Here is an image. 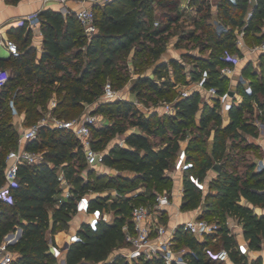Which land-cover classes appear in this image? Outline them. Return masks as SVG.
I'll use <instances>...</instances> for the list:
<instances>
[{
	"label": "trees",
	"instance_id": "obj_1",
	"mask_svg": "<svg viewBox=\"0 0 264 264\" xmlns=\"http://www.w3.org/2000/svg\"><path fill=\"white\" fill-rule=\"evenodd\" d=\"M9 1L16 3L19 0ZM152 1L111 0L105 4H94L98 30L91 37L86 35L84 26L74 13H64L52 7L43 8L39 11L44 37L42 55L37 57L36 49L31 44L32 29L27 28L25 22L19 27L16 39L21 54L8 58L0 57V67L10 66L12 70L10 80L0 90V182L5 179L8 151L17 146L19 137L14 123L12 99L18 112L25 115L26 125L37 122L45 115L44 110L48 108L55 93L57 106L54 107L53 113L60 117L65 112L80 110L85 103L100 100L95 113L117 114L122 119H129L133 126L138 127L137 130L126 134L127 145L118 144L110 150H105V146L115 134L126 131L123 125L125 122H111L106 118L103 124L93 126V146L105 152L106 165L116 168L118 174L95 176L91 172L88 178L82 170L89 165L81 141L74 131L48 125L41 127L39 137L30 141L27 147L42 152V160L36 164H21L17 182L12 186L13 201H0V246L10 231L18 226L23 229L21 238L8 246L16 252L13 264H58V259L49 251L50 240L56 232L67 228L76 214L75 197L90 191L102 192L109 188L116 190L117 195H97L91 199V205L93 208L111 210L114 219L100 221L97 229L84 224L80 229L83 239L73 242L65 253L67 264H165L159 258H140L130 262L123 253L111 259V254L127 246L123 227L126 223H131L133 205L152 200L158 190L171 188L173 177L167 173V169L174 166L181 147L180 138L185 129L189 125L197 124V113L201 108L200 90L179 97L177 84L186 81L187 66L182 59L172 57L159 61L154 67V75H141L134 80L132 90L137 92L140 101L148 99L158 102L161 98L163 101L175 100V115L162 114L159 109L146 114L139 103L126 98L101 100L104 85L108 81L101 58L109 53L111 47L125 48L147 38L157 45L149 48L155 56H159L166 49L164 35L170 31L172 23L179 21L180 16L167 14L165 23L143 28ZM194 1L205 5L207 0ZM252 5L250 0L218 2L219 14L231 24V27L222 31V38L219 39L226 50H238L237 28L246 26L244 38L245 41L250 40L254 19L264 17V0H256L253 7ZM249 11L251 15L247 20ZM210 31L217 35L212 29ZM183 56L195 60L199 68H204L207 63L218 59L214 51L209 57L194 54L189 50L184 52ZM260 58L262 74L259 78H252L251 85L252 97L264 111V53ZM224 78L211 75L206 84L217 86L222 94ZM113 79L110 80L118 88ZM144 85L148 87L149 92H143ZM220 106L219 97L214 99V104L205 103L200 122L197 124L199 128L205 129L215 120L218 123L216 135L224 142L232 131L238 134V129L258 135L256 124L248 120L222 125ZM155 139H160L161 144L154 141ZM187 149L190 159L195 163L192 171L205 179V173L213 165L209 154L197 153L198 147L192 143L188 144ZM204 158L208 161L203 160ZM234 161L233 152H229L220 162L218 175L210 181L212 188L208 191L199 189L187 177L184 180L183 209L196 208L205 198L206 204L201 216L211 220L217 219L220 224L218 233L207 235L204 241H199L188 231L179 230L178 246L191 247L195 252L189 253L193 264H225L226 261L217 260L206 251L218 235L222 238L221 246L230 250L233 261L238 264H264L262 256L250 258L239 252L236 247L237 237L230 233L227 224L228 216L237 217L243 224L244 235L249 240L250 248H261L264 243V213L256 212L251 204L264 207V169L256 170L254 163L244 174L234 173L228 170ZM60 168L71 181L74 196L57 205L56 197L61 191L58 180ZM125 169L133 172V176L123 174L122 170ZM142 185L152 189L132 196L127 195ZM231 187L238 188L248 203L229 198L227 191Z\"/></svg>",
	"mask_w": 264,
	"mask_h": 264
},
{
	"label": "rangeland",
	"instance_id": "obj_2",
	"mask_svg": "<svg viewBox=\"0 0 264 264\" xmlns=\"http://www.w3.org/2000/svg\"><path fill=\"white\" fill-rule=\"evenodd\" d=\"M219 1L220 0H207L205 5H200L194 0H153L148 7V12L145 17L146 22L142 25L143 28H152L153 26H158V24L165 23L168 18L167 14H179L180 16L179 21L172 23L170 31L166 32L164 35L166 49L159 56H155L149 48L157 45L153 41L143 38L141 41H136L125 48L114 49L115 47H111V51L109 50V53H106L101 58L103 60V67L106 70V81L114 78L115 85L121 93H124V95L130 93V96H136L137 101H140L137 92L132 90V83L134 80L141 75H154L155 65L161 60H169L172 57L182 59L187 66V79L177 84L178 93L180 94L182 90H187L190 94L192 91L200 90V110L204 108L205 103H207L206 100L209 97L206 89L209 85L205 83L208 77L211 75L222 76L223 78L226 77L223 80V94L225 97L220 99L221 106L219 107L222 116V125L248 120L256 124L258 135L249 134L242 129H238V134L232 131L224 142L216 135L218 123H216L215 120H212L205 129L199 128L197 125L199 123L198 121H196L197 124L189 125L185 129V133L180 138V146L192 143L198 147L197 153L209 154L210 161L213 162V165L205 173V179L208 181L207 191L212 188L210 181L215 179L218 175L214 165L217 162H222L229 152H233L235 161L231 163L228 170L239 174H244L250 166L264 156V111L259 108L257 101L252 97V92L247 91L246 85L238 79V76H223L221 70L227 65L234 66L238 64L239 67L242 66L241 71H244V75L249 81H251L252 78H259L261 76L263 70L262 61L259 60L261 55L258 54V52L251 53L250 48L256 47L264 39V17H256V19H254L253 29L250 31V40H247L248 42L246 41L247 44L245 46H240L237 42L238 50L230 52L226 50L219 41V39L222 38V31L231 27L230 22L226 21L218 12ZM250 15L251 11L246 15L247 20ZM245 28L246 26L236 29V41L239 38V32ZM210 29L215 31L217 35L215 36V33L211 32ZM188 50L204 57H209L211 52L214 51L218 55V59L214 62L207 63V66L204 68H199L195 60L183 56V53ZM6 67L11 70L10 66ZM142 88L143 92H149L146 85ZM260 97L263 98L262 96ZM52 99H56L55 93L52 95L51 100ZM99 101L85 103L80 110L74 109L69 113L65 112L62 117L66 119L82 118L88 112L97 110ZM165 101L166 100L163 101L162 98L159 99L158 102L143 99L139 104L146 114H148L155 109H159L160 111ZM212 102L214 104V101ZM49 111L50 106L48 105V108L44 110V114H47ZM100 115L103 116V120L108 118L111 122L122 120L125 122L123 125L126 127L125 132H119L111 138L109 143L105 146V150H110V148L117 146L127 133L138 129V127L133 126V124L129 122V119H122L117 114L106 113ZM17 119H20V117L14 116V121ZM154 141L161 144L160 139H155ZM203 160L208 161V159L205 158ZM82 172L85 174L86 178H88L91 172L95 176L104 174L116 176V174H118V170L109 165L87 166ZM122 173L133 176V172L130 170H122ZM174 186L175 180L173 178L171 188L167 189L172 190ZM140 188H142V190L152 189L143 185L140 186ZM227 192L229 198L240 199L241 202L248 203L247 199L241 195L238 188L231 187ZM90 194L95 196L96 192L90 191ZM101 194L114 197L116 195V190L113 188L105 189ZM205 204L206 199L203 198L196 208L185 210H188L187 214L193 215V213L197 212L196 209L198 207L203 208ZM251 205L254 206V210L258 213L264 211L262 205ZM185 210H182L180 216L186 214ZM80 219L81 216L75 214L66 229L71 231V229L74 228L72 223ZM227 220L231 232L237 234L236 231L240 229L239 219L235 216H228ZM221 245L222 238L218 235L214 243L210 244L207 249H210L213 253H217ZM119 253H121L120 249L112 252L111 259ZM209 254L210 252H208V255ZM253 254H258V256H262L264 259V243L261 248H254L252 256ZM58 264H61V262L58 261ZM225 264L238 263L232 261L230 263L225 262Z\"/></svg>",
	"mask_w": 264,
	"mask_h": 264
},
{
	"label": "built area",
	"instance_id": "obj_3",
	"mask_svg": "<svg viewBox=\"0 0 264 264\" xmlns=\"http://www.w3.org/2000/svg\"><path fill=\"white\" fill-rule=\"evenodd\" d=\"M45 1L50 2L54 0ZM56 1L65 5V13L72 12L76 15L84 26L86 35L91 37L98 30L95 20V11L93 8L94 4H105L111 0H72V5H68V1L70 0ZM250 1L253 2V0ZM25 22H27V26L34 31L32 34L31 44L36 49L37 57H40L44 51V37L39 11L32 12L19 20L20 25ZM35 29H37V31H35ZM244 34L245 29H242L238 34L239 38L237 42L240 46H245L247 44ZM0 44L5 45L11 55L18 56L21 54L18 41L10 34L8 35L0 32ZM250 49L252 51L264 53V40L256 47H251ZM221 70L223 75H237L238 79L246 85L247 91L253 92L251 81H249L242 71L236 67V64L234 66L227 65ZM10 78V70L6 67H0V90L6 86ZM206 89L209 95L206 100L207 103H213L212 101H214L216 97H219L220 99L225 97L223 93L221 94L219 92V88L215 85H211ZM188 94L189 92L187 90H182L179 97H185ZM121 98H124L121 91L113 85L111 80H108L104 85V92L101 96V100L112 101ZM134 102L140 103L139 101ZM175 103V100H166L164 104H162V108L159 112L162 114L175 115L177 112ZM11 106L13 108L14 116L20 117L19 120L14 121L19 131V137L17 146L11 148L6 156L7 166L5 169V179L4 182H0V201L7 203H11L13 201L12 186H14L17 182L18 170L21 164H36L42 160V152L32 150L28 148L27 145L30 141L39 137L40 129L43 125H48L53 128L62 127L72 129L81 141L88 165H106L105 152L93 146L92 128L93 126H98L105 122V120H103V116L99 113L90 111L82 118L66 119L53 113L54 107L57 106V99H52L49 103L50 111L42 116L37 122L31 125H26L25 115L18 112L13 99L11 100ZM120 145H126V136L123 137ZM187 147L188 145L180 147L174 166L167 169V173L175 180L174 188L172 190H158L152 200L133 205L131 210V223H126L123 227L127 246L124 247L122 253L128 261L133 262L135 260H140V258H159L162 259L165 264H193L189 253L195 254V252L191 249V247L189 245L178 246L177 234L179 230L188 231L194 234L199 241H204L209 234L218 233L220 225L219 222L217 220L202 217L201 214L203 210L200 214L188 217L184 220H176L173 223H168L165 220L171 206L177 207V211L175 213H180L184 210L182 204L185 194L184 180L186 177L199 189L203 191H207L208 189V181L206 179H202L197 173L192 171L195 163L190 159ZM262 169H264V157L260 158L256 162V170ZM217 172H219V170H217ZM58 180L61 191L58 193L56 201L57 205H60L67 198L74 196V191L71 181L66 176V173L62 168L58 171ZM141 191L144 190L139 187L136 190L127 193V195H136ZM100 194L101 192H96L95 196ZM95 196H92L89 192L76 196V214L84 213L87 215V219L71 229V231L66 228L59 230L55 233L54 237L51 238L49 251L58 259L59 262H61V264H67L65 253L71 244L83 239L80 229L83 228L84 224L93 229H97L100 221H112L114 219V215L111 210L106 208L102 209L100 207H92L91 199ZM239 224L243 230V224L240 221ZM230 233L233 234V232ZM20 238L21 237H17L15 233V235L9 238L6 244L2 246L0 264H13V261L16 258V252L9 249L8 246L9 244L17 242ZM236 247L240 253L248 256L252 251L249 246V240L245 237V235H242L241 238H237ZM206 251L210 252L209 255L217 260L226 262L231 260L230 250L225 246H221L217 253H213L207 248ZM91 264L104 263L100 262Z\"/></svg>",
	"mask_w": 264,
	"mask_h": 264
},
{
	"label": "crops",
	"instance_id": "obj_4",
	"mask_svg": "<svg viewBox=\"0 0 264 264\" xmlns=\"http://www.w3.org/2000/svg\"><path fill=\"white\" fill-rule=\"evenodd\" d=\"M255 2H256V0H253V2H252L253 5H254ZM72 4H73L72 0L68 1V5H72ZM253 5H252V7H253ZM64 6L65 5L63 3L58 2L56 0L50 1V2H46L45 0H19L16 3L12 2V1H9V0H0V32H3V33L8 34V35L10 34L15 39H17L18 33H19L18 29L21 26L19 24V20L20 19L24 18L26 15H28V14H30L32 12L40 11L41 9L47 8V7H52V8L58 9V10H62L64 12V8H65ZM27 28H29V27H27ZM35 31H37V29H35ZM33 32L34 31L32 30V33ZM250 51H251V53L252 52H258V51H252L251 49H250ZM258 54L261 55L262 52H258ZM9 56H11V54H10L9 50L7 49V47L5 45H3V44H0V57H7L8 58ZM259 60H261L260 57H259ZM236 67L241 70L242 66L239 67V65L236 64ZM242 73L244 74L243 70H242ZM233 76L237 77V75H233ZM122 96L124 98L128 99V100L137 101L136 96H130V93L126 94V95H124V93H123ZM201 113H202V110H199V113H197L198 116H197L196 120L198 122H200ZM17 120H19V119H17ZM126 145H127V143H126ZM103 166H105V165H103ZM202 210H204V207L203 208L202 207H198L196 209L197 212L193 213V215L187 214L188 210H185L186 214L184 216H180L181 212L180 213H175L177 211V207L176 206H171L170 209L168 210L169 213L167 214V217L165 218V220L168 223H173L176 220H184V219H186L188 217H192V216H195L197 214H200L202 212ZM262 213H264V211L261 212V214ZM78 215L81 216V219L78 220V221L73 222L72 223L73 227H76L82 221H85V219H87V215L84 214V213L83 214H78ZM15 233H16L17 237L18 236L20 237L21 228L17 227V229H15L13 231H10L8 234H6V236L4 238V241H3V243L0 246V258H1V248H2V246H4L6 244V242L8 241V239L13 237L15 235ZM236 233L237 234H235V235H236L237 238H241V236L244 235V232H243L241 227H240L239 230L236 231ZM22 234H23V229H22ZM123 250H124V248H120L121 253L123 252ZM252 251H253V249H252ZM252 251L249 254L250 258L260 257V256H258V254L257 255L253 254V256H252ZM232 261L233 260L231 259V260L228 261V263H230Z\"/></svg>",
	"mask_w": 264,
	"mask_h": 264
},
{
	"label": "water",
	"instance_id": "obj_5",
	"mask_svg": "<svg viewBox=\"0 0 264 264\" xmlns=\"http://www.w3.org/2000/svg\"><path fill=\"white\" fill-rule=\"evenodd\" d=\"M214 168L217 169V170H220V163H216L214 165ZM20 228H21V234H20V237H21L22 236V227H20Z\"/></svg>",
	"mask_w": 264,
	"mask_h": 264
}]
</instances>
